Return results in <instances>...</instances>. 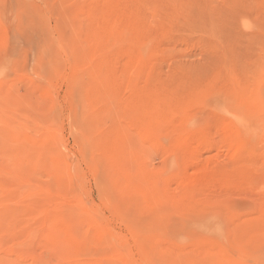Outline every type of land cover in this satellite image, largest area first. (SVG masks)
I'll use <instances>...</instances> for the list:
<instances>
[{"label":"rangeland","instance_id":"374dc122","mask_svg":"<svg viewBox=\"0 0 264 264\" xmlns=\"http://www.w3.org/2000/svg\"><path fill=\"white\" fill-rule=\"evenodd\" d=\"M0 264H264V0H0Z\"/></svg>","mask_w":264,"mask_h":264}]
</instances>
